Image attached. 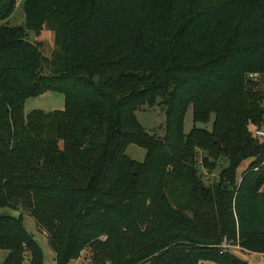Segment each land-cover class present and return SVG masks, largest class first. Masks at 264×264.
I'll return each instance as SVG.
<instances>
[{
  "label": "trees",
  "instance_id": "obj_1",
  "mask_svg": "<svg viewBox=\"0 0 264 264\" xmlns=\"http://www.w3.org/2000/svg\"><path fill=\"white\" fill-rule=\"evenodd\" d=\"M15 3L0 0V21ZM24 9L31 29L51 24L56 52L48 60L22 27L0 26V210L20 213L0 215L2 264L43 263L23 214L54 264L86 250L85 264H249L221 253L223 240L264 256V143L253 136L264 92L247 79L264 77V0H25ZM47 92L64 97L63 110L24 117L25 101ZM154 106L165 116L160 139L135 116ZM211 118L210 131L196 126ZM129 145L145 150L143 162L125 155ZM221 160L218 182L205 186L199 167Z\"/></svg>",
  "mask_w": 264,
  "mask_h": 264
},
{
  "label": "rangeland",
  "instance_id": "obj_2",
  "mask_svg": "<svg viewBox=\"0 0 264 264\" xmlns=\"http://www.w3.org/2000/svg\"><path fill=\"white\" fill-rule=\"evenodd\" d=\"M25 0H16L14 9L11 15L4 21H0V26L8 27H22L26 32V39L32 44H36L39 47L41 55L50 60L54 53L56 52V47L54 44V35L51 30V24L46 20H42L40 23L39 29H31L26 24V16L24 9ZM44 5L40 3L38 6L41 7ZM36 17L32 16L31 21L35 20ZM47 69L43 67L42 74H46ZM254 87L256 90L264 92V77H260L257 82H255ZM64 108V97L61 94L55 92H47L41 96L35 98H29L25 101L23 108V115L26 117L33 110H41L43 112H51L55 110H63ZM135 116L140 123V125L148 132L150 135L160 139L165 134V116L163 109L159 106L154 107H144L143 109L137 111ZM211 122L207 126L201 124L196 125L199 128H205L210 131ZM193 126L192 123V109L189 108L184 116L183 121V132L188 134ZM125 155L137 162H143L145 157V150L137 147L135 145H129L125 151ZM204 155L202 152H198V156ZM250 163V160L245 161L240 165L237 170L236 178L240 180V175L244 172ZM227 166L225 160L218 162L217 168L208 172L199 167V174L201 176L202 182L205 186H210L218 182L220 172ZM260 192L264 193V185L260 188ZM18 211H13L10 209H1L0 215H9L13 217L19 216ZM23 225L25 231L31 235L37 242L42 254H43V263L42 264H54V253L48 245V240L46 235L38 229L35 221L28 214L22 215ZM230 252L242 259H245L249 264H264V256L260 255H247L241 249H230ZM88 250L84 251L79 260L72 262L71 264H85L84 259L88 258ZM255 254V253H252ZM6 258L5 253L0 254V264L4 262ZM23 264H29V259L26 257ZM202 264H211L208 262Z\"/></svg>",
  "mask_w": 264,
  "mask_h": 264
},
{
  "label": "built area",
  "instance_id": "obj_3",
  "mask_svg": "<svg viewBox=\"0 0 264 264\" xmlns=\"http://www.w3.org/2000/svg\"><path fill=\"white\" fill-rule=\"evenodd\" d=\"M259 78H260V76L256 75V74H250V75L247 76V79L252 81V82L257 81ZM253 136L255 138H257L259 141L264 143V128H262V129H254L253 130ZM219 248L221 250V253L229 252L230 249H233V248L234 249H239L238 246H233L232 244H230L226 240H223V242L221 243ZM0 254H1V252H0Z\"/></svg>",
  "mask_w": 264,
  "mask_h": 264
},
{
  "label": "crops",
  "instance_id": "obj_4",
  "mask_svg": "<svg viewBox=\"0 0 264 264\" xmlns=\"http://www.w3.org/2000/svg\"><path fill=\"white\" fill-rule=\"evenodd\" d=\"M247 253V252H246ZM247 255H260L262 256L261 254H252V253H247ZM249 263V262H248Z\"/></svg>",
  "mask_w": 264,
  "mask_h": 264
}]
</instances>
